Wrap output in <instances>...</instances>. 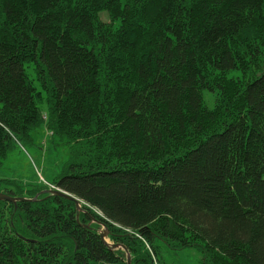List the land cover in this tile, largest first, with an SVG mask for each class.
Wrapping results in <instances>:
<instances>
[{
	"label": "trees",
	"instance_id": "1",
	"mask_svg": "<svg viewBox=\"0 0 264 264\" xmlns=\"http://www.w3.org/2000/svg\"><path fill=\"white\" fill-rule=\"evenodd\" d=\"M40 128L68 160L8 177ZM49 189L87 213L1 201L0 264H127L91 216L132 264H264V0H0V193Z\"/></svg>",
	"mask_w": 264,
	"mask_h": 264
},
{
	"label": "rangeland",
	"instance_id": "2",
	"mask_svg": "<svg viewBox=\"0 0 264 264\" xmlns=\"http://www.w3.org/2000/svg\"><path fill=\"white\" fill-rule=\"evenodd\" d=\"M218 96L219 95L217 92H203L204 101L210 109L214 108V106L216 105ZM45 117L46 116L44 114L42 118L45 119ZM34 135L36 140V145L34 147H20V149H15L11 152L7 163V167L9 169L7 173L9 175L8 177L16 178L24 177L32 173V177H29V181L43 184L47 181L46 174L53 173L54 170L55 172H59L58 169L53 168L55 165H57L58 168L60 166H63L64 163L68 160L69 148L62 146L57 150L55 149L54 151L53 147L51 148L52 133L48 132L45 128H40ZM50 148L52 149V151L50 150ZM35 169H38V171H36ZM36 175L38 179L36 178ZM90 218L91 222L89 224L92 225L94 224L92 222L94 217L91 216ZM82 226L85 227V225ZM101 230L102 228L99 231ZM179 254L181 255L180 261L183 264H198L199 259L202 257L200 251L196 249H188L183 252H179ZM169 263H171V261H169Z\"/></svg>",
	"mask_w": 264,
	"mask_h": 264
},
{
	"label": "water",
	"instance_id": "3",
	"mask_svg": "<svg viewBox=\"0 0 264 264\" xmlns=\"http://www.w3.org/2000/svg\"><path fill=\"white\" fill-rule=\"evenodd\" d=\"M43 194H47L49 196H54V197H61L64 198L68 201H72L75 203L76 206V210H77V220L79 221L80 218V214L82 212H86L83 207H82V203L79 199H77L76 197H74L73 195L61 191L60 189H49V190H45L41 193H39L36 197H34L33 199H29V198H20V197H11L8 196L6 194L0 193V201H8L14 204H17L18 202H35L38 200L39 196L43 195ZM94 224L100 225L102 227V230L99 231L101 240L111 249H121L123 251H125L127 253V264H132L131 263V255L128 251V249L126 248L125 245L123 244H112L110 243L107 239L109 236V229L107 227V225L95 218H93L92 221ZM91 224L85 225V228H90Z\"/></svg>",
	"mask_w": 264,
	"mask_h": 264
},
{
	"label": "bare ground",
	"instance_id": "4",
	"mask_svg": "<svg viewBox=\"0 0 264 264\" xmlns=\"http://www.w3.org/2000/svg\"><path fill=\"white\" fill-rule=\"evenodd\" d=\"M86 211V210H85ZM82 213H87V212H82ZM81 215V214H80ZM110 243H112L109 239H107ZM112 244H115V243H112Z\"/></svg>",
	"mask_w": 264,
	"mask_h": 264
}]
</instances>
